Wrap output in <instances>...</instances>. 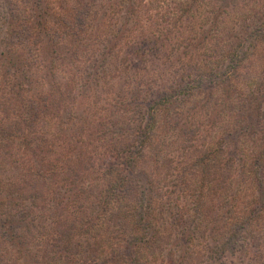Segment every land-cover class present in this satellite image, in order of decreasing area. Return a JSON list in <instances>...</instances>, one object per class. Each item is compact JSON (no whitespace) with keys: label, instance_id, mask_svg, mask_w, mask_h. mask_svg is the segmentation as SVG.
<instances>
[{"label":"trees","instance_id":"16d2710c","mask_svg":"<svg viewBox=\"0 0 264 264\" xmlns=\"http://www.w3.org/2000/svg\"><path fill=\"white\" fill-rule=\"evenodd\" d=\"M205 1L165 0L173 9L166 19L159 0H26V25H9L0 39V147L7 173L0 177V238L15 246L20 264H226L236 251H245L251 217L264 211L244 205L233 174L237 167L241 172L246 168L238 137L255 130L264 136V122L258 120L264 94L237 80L241 64L264 45V1L258 8L255 0H208L211 11L203 21L224 26L222 36L211 30L213 37L221 36L213 47L214 66L206 70L198 58L171 78L138 83L144 78L139 57L158 60L172 37L181 38L173 43L176 51L184 49L181 60L192 47L206 45L210 32L203 31L198 41L195 19ZM87 36L95 37L94 45L85 43ZM125 39V47H120ZM28 43L37 46L38 74L33 73ZM117 50L125 52L123 68L115 62L121 55ZM106 75L118 81L120 108H106L109 126L100 114L97 123L104 128L94 131L89 123L96 120L87 118L86 123L69 108L75 106L72 86L81 80L90 87L88 81L106 80ZM132 83H137L134 92ZM201 92L206 103L191 105L195 109L185 123H192L196 108H209L215 115L199 135L220 123L225 138L205 157H199V148L180 146L186 157L181 173H162L156 162L168 157L163 150L169 139L162 137L154 149L156 132H162L158 126L153 129L155 112L196 104V93ZM250 94L258 99L255 105L249 104ZM128 113H138L137 118L126 116L119 123L116 114ZM60 138L70 145L61 158L50 148ZM259 156L249 167L254 191L250 200L261 195L264 203V184L259 181L264 149ZM222 160L225 177L213 173ZM197 173L206 192L197 200L207 201L206 195L225 189L228 198L220 215L225 223L189 193Z\"/></svg>","mask_w":264,"mask_h":264},{"label":"rangeland","instance_id":"374dc122","mask_svg":"<svg viewBox=\"0 0 264 264\" xmlns=\"http://www.w3.org/2000/svg\"><path fill=\"white\" fill-rule=\"evenodd\" d=\"M9 1L10 2L5 3V0H0V39L4 37L5 32L10 27L9 25L14 24V27L18 25L24 26L26 25L25 23L27 22L28 15L25 9L26 0H9ZM159 1H160V4L163 6V11H161V17L162 18L164 17L166 19L171 18L172 14H170V12H173L172 6H169L168 3H164L165 0H159ZM263 1L264 0L262 1L255 0V4L257 5L258 8L261 6ZM205 2L206 3H203V5L200 7V11H198L197 13L198 15L196 16L195 19L199 20L197 23L198 28H196L198 41L203 39L202 38L203 31L210 32V38L206 41V45L204 47L202 46H197L194 48L192 47L191 52L189 54V57L191 56V59L187 57L185 60H181L184 49L180 47L178 51H176V48H175L176 45L173 44L175 42V39H178L179 41L181 40L179 36L172 37L168 45H166V47L161 49L158 60L156 59L157 57H154V56L146 57L145 54L142 55L141 52H139L140 55H142V57H139L141 60V63H140L141 74L144 76V78H142L141 76H140V79L138 78L139 84H140V80L142 79L147 80V81L151 80L149 84H155L157 82L154 80V78L159 80L158 76L160 77V79L161 78H165V79L171 78L172 74H174L175 72L179 74L178 70L182 69V66L185 65V63H188L190 61L191 63H193L195 59H198V58L200 60H204L205 67L207 68L206 70L214 66L213 55H215V53H214L213 47L215 46V44H217L215 42H218V41L221 42V40L219 39L222 36V33L220 34V32L222 31L224 26L223 24H221L222 27L218 25L215 28L213 26V22L207 25L205 24L203 19H205L204 17L207 15L208 11H211L209 8L211 6H209L208 0ZM173 8L175 7L173 6ZM13 17H14V21H13ZM232 21L233 19L231 20V22ZM200 24H204L205 26L200 27ZM212 29L214 32L219 33L221 36L219 35L218 37H213V35L211 34ZM127 35L129 36L130 34H127ZM93 39H95V37L91 38L87 36L85 43L87 45L93 44L94 43ZM125 44H126V39L122 41V44H120V47L124 48ZM0 45H1L0 50H3L4 45L2 44ZM27 45H29V49H32L33 55H34L33 62L35 63L33 65H34L35 70L33 71V73L38 74L39 73L38 68H39L41 60L39 61L40 56L36 54L37 46H35L34 48V45L32 44L28 43ZM179 45L180 43H178L177 47ZM13 47H16V46L13 45ZM257 47L259 48L256 51L252 50L249 58L241 64L242 66L241 71L243 73L241 77H238L239 79L237 81L238 83L245 82V86H247L249 90L250 88L252 90H257L256 91L257 94L263 95L264 94V45L257 46ZM117 52L119 53V50H117ZM119 54H121L120 58L117 59V61L115 62L123 64L122 59L125 58V52L119 53ZM149 54L150 53H148V55ZM123 67H124V64L122 68ZM183 68L187 69V67L185 66ZM109 69L113 70L115 69V67H112V68L110 67ZM103 70H101V74H100L101 77H104L103 75L105 73L104 72L105 70L104 71ZM80 72L81 70L79 71V73ZM109 76L110 75H106V80L105 78L104 79L100 78V80L99 78H97L95 82L88 81V85L90 87L84 86L85 82L84 81L80 82L81 80L77 81V83L76 84L74 83V86H72V88L75 89L74 96H73V102L75 106H71L69 108L71 110L73 109L72 113H74V115H76L77 117L81 116L84 120L87 118L96 120V121L89 123V125L94 127L93 128L95 129L94 131H100L101 129L104 128V126L101 127V124L97 123V119L100 114L103 115V121L105 125L106 123H108L107 120L104 119L107 117V114H108L105 112L107 110L106 108L114 112L117 111V108H120L119 107L120 106V101H119L120 87L118 86V81H116V79L115 80L113 79L110 81ZM135 85H137V83H135ZM135 85L134 84L132 85L133 92L136 90ZM245 86H244V89H246ZM145 88H148V87L145 86ZM244 91L245 93L248 94L246 90ZM121 93H124V91H121ZM196 94L197 95L199 94V96L202 98L201 100H199V96H197L198 101L196 104L195 103L189 104L188 102V104L184 107H181V106L176 107L173 105L164 106V107H160L159 109L160 112L159 111L155 112V115L152 120L153 129L155 130V128L158 126L159 129H162V132L160 131L156 132L157 133L155 136L156 139L152 143L154 149L156 150L159 148L162 137H168L169 139L167 142L168 145L163 150L164 156L168 155V157L164 158L162 161H160V163L156 162L160 166V169H161L160 172L162 173H168L169 171L170 172L173 171V173L175 172V174L181 173L182 168H184L183 162L185 161L186 157L184 156V154H182L179 151L180 146L187 147L190 151L199 148L198 149L200 150L199 152L198 150H196L198 154L200 155L199 157H205L206 156L205 152H207V155H208L210 151L218 150L217 143H220L222 138H225L224 137L225 135L221 134L222 132H224V130L220 128L221 127L220 123L218 126L213 127L214 129H210L209 134L199 135V130L204 127V123L208 121L210 117H213L215 115L214 113L212 114L209 112L210 111L209 108L208 110L204 109V111H202L199 108H196L194 112V116L192 117L191 115V118H190V120H192V123L190 124L185 123L186 117L190 109L192 111L195 109V108L192 109L191 105L198 107L199 105L200 106L204 105L207 101V96L204 95V92L196 93ZM1 95L2 94L0 91V103H3L2 101L4 100V98ZM142 95H144V93H142ZM217 95L218 94H216V96ZM251 98H252V94L249 95V99ZM241 101L243 103H247L248 96L244 100H241ZM257 101L258 99L255 101L251 99V101L249 100V104L255 105ZM68 103L69 104L72 103V100L68 101ZM213 107H211V111L213 110ZM259 109H260L259 110L260 115H258V120L264 122V115H263L264 114V103ZM1 115L2 114L0 111V116ZM137 115L138 113L137 114L128 113L127 115L124 114L121 116L116 114V116L119 118L118 119L119 123H121L122 120H124L126 116L129 118L134 117L136 119ZM162 115L164 116V118L166 117L165 120H161ZM234 115H236V113ZM85 122L88 123V120L87 121L85 120ZM220 122L225 123V120L224 122L223 121H220ZM106 126H109V125L107 124ZM141 127L144 128V124ZM257 132L258 130H255V131L246 133V135L243 134L238 137L239 138L238 141L240 140L239 144L241 146V148L239 149V155H241V157L244 156V159H245L244 163H245L246 168L242 170L243 172L242 174L241 168L237 167V171L235 170L236 173H234L233 176L234 177L236 176L235 177L236 182L238 181L239 188L242 190V194H243L244 202H245L244 205L246 204L247 207L255 209V210L259 208L260 211H264V203H262L263 198L260 199L261 195L257 197L255 201L254 199L250 200V197L253 195L254 191L252 190L253 187H250L252 184V175H250L249 167H250V164H253L255 162L256 158L260 157L259 156L260 151L264 149V136L262 133L258 132L260 133L258 134ZM51 143H52L51 144L52 146L49 145L50 148L54 151L55 156L59 158L63 157L66 150L70 148V145L66 144L65 138L64 139L60 138L59 142L57 143H54V142H51ZM204 145H206L207 147L205 148ZM223 146L225 147V143L223 144ZM176 151H179V152L176 153ZM221 152H222V149H221ZM148 154L146 155L147 162H149L150 160L148 157ZM57 157H54L53 159ZM211 158H214V157L211 156ZM3 159H4V154H3L2 148L0 147V167L2 168L0 169V177H5L7 175V173H4L3 171L4 170L3 163H2ZM178 161L181 162L180 165H176ZM222 161H223L222 164H219L220 170L218 171L215 170L213 171V173L215 172L216 174L223 175L222 177H225V174H224L225 171L222 170V168H225V161L224 160ZM259 172H260L259 174L262 179V180L259 179V181L264 184V159H263V162L260 163ZM138 174H139V170H138L137 175ZM199 176L200 174L197 175V178H192L191 181L192 183H194L193 184L194 186L188 190L189 193H191L192 195H195L193 199L194 201L197 200L198 194L206 193L203 189L200 188ZM221 188H223V186H221ZM224 188H225V185H224ZM205 197L208 198L207 201H205V198H204V199H198L197 202L207 204V207L212 208L214 210L213 213L217 214V217L221 219V223H225V220H223L222 216H220L222 209L223 210L225 209V199L228 198L227 194H225V189L219 190L216 196L206 195ZM176 202L177 204H179V202L181 201L177 200ZM181 205H183V203ZM190 206L191 205H188V207ZM242 208L244 209V207ZM168 211H169V208H168ZM251 219H252V222L250 224L252 226H250L248 230V232L250 233V236H248L249 239L244 244V245L247 244L245 251H242V250L236 251V253L227 260L226 264H264V214H262L261 216H258V214L257 216L252 215ZM252 235H254L255 238H253ZM257 242H259L260 246H253V244L256 245L255 243ZM16 250L17 249L15 248V246H13V244L4 243V239L0 238V259L1 260H6L7 264H20L21 260L17 261L18 257L16 254L17 253ZM7 261H9V263Z\"/></svg>","mask_w":264,"mask_h":264}]
</instances>
